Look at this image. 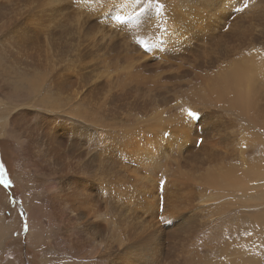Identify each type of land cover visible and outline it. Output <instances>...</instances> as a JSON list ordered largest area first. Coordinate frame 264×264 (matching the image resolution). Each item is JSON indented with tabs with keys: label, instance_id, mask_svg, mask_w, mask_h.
I'll return each instance as SVG.
<instances>
[{
	"label": "bare ground",
	"instance_id": "bare-ground-1",
	"mask_svg": "<svg viewBox=\"0 0 264 264\" xmlns=\"http://www.w3.org/2000/svg\"><path fill=\"white\" fill-rule=\"evenodd\" d=\"M0 140V264H264V0H0Z\"/></svg>",
	"mask_w": 264,
	"mask_h": 264
},
{
	"label": "rangeland",
	"instance_id": "rangeland-1",
	"mask_svg": "<svg viewBox=\"0 0 264 264\" xmlns=\"http://www.w3.org/2000/svg\"><path fill=\"white\" fill-rule=\"evenodd\" d=\"M66 9H68L70 12H71V10H72V6H69V7H67ZM235 12H237V9L235 10ZM230 19H232V18H230ZM156 61H159L158 60V58L156 57V59H155ZM8 148V149H7ZM0 150H1V154H2V156H3V161H4V164L6 163L7 165V167L11 170V171H13L14 173L16 172V173H18L19 171H16V170H14V168H12V167H14V165H15V162L13 161V158H14V160H15V155H14V152H13V146H11L10 145V142H8V141H1L0 140ZM0 161L2 162V160H1V158H0ZM3 168H4V171H5V173L8 175V176H10V177H12V175H11V172L7 169V168H5L4 167V165H3ZM5 181H7V180H5ZM10 202V201H9ZM20 218H22V217H24L23 215H20L19 216ZM25 226L23 227V229L22 230H24L25 229V227H26V222H24L23 223ZM28 230V229H27ZM27 230H24V232H22L21 233V235H22V238H21V241H20V248H19V252H18V254L17 255H20V262L21 263H19V261H17L15 264H40V259L42 258V254L44 253V251H47L48 250V248H51V246H52V249H53V246L54 245H48V247L45 249V250H36V253H38L39 255L37 256V257H35V255L32 253V252H27V251H25V249H24V241H25V238H24V236H25V233H26V231ZM29 253V254H28ZM21 255H22V257H21ZM12 256H13V258H12ZM8 257V258H7ZM6 257V260L7 261H11V260H13L14 259V254L13 253H11V255L9 254L8 256ZM12 258V259H11ZM10 259V260H9Z\"/></svg>",
	"mask_w": 264,
	"mask_h": 264
}]
</instances>
